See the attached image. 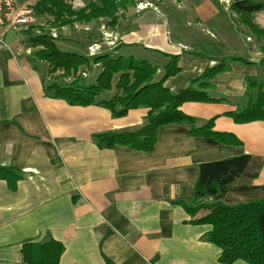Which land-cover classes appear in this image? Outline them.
Here are the masks:
<instances>
[{"label": "crops", "instance_id": "1", "mask_svg": "<svg viewBox=\"0 0 264 264\" xmlns=\"http://www.w3.org/2000/svg\"><path fill=\"white\" fill-rule=\"evenodd\" d=\"M60 1L75 13L87 10L84 0ZM37 3L20 0V6L34 9L37 25L46 26L52 16L42 7L35 9ZM184 3L190 5L186 8L196 24L211 27L216 39L183 43L168 37L167 25L142 23L122 33L121 44L130 48L145 39L148 48L180 56L181 72L166 82L173 93L224 59L255 63L233 64L216 77L211 96L226 101L181 108L196 127L215 119L214 131L233 135L240 146L191 136L190 125H170L160 130L151 153L101 148L94 135L138 129L146 124L149 111L114 118L99 107H70L48 98L42 83L48 67L29 46L28 30L0 29L10 48L0 51V165L22 174L15 189L0 180V264H24L23 245L49 238L65 248L60 264H221V250L203 240L212 228L189 224L178 203L192 198L201 164L242 155H249L250 163L224 203L264 200V121L241 125L226 116L244 106L247 77L259 79L264 87V64L247 53L255 49L248 43L252 39L244 40L235 26L224 23L230 14L221 0ZM251 19L264 31V12Z\"/></svg>", "mask_w": 264, "mask_h": 264}, {"label": "trees", "instance_id": "2", "mask_svg": "<svg viewBox=\"0 0 264 264\" xmlns=\"http://www.w3.org/2000/svg\"><path fill=\"white\" fill-rule=\"evenodd\" d=\"M71 1V0H70ZM135 0H96L88 7V13H75L60 0H38L35 9L52 14L55 20L64 18L61 25L76 21L107 20V25L117 27L121 10L134 4ZM33 9V8H32ZM232 11L241 17L243 23L257 38H264V31L252 21V15L264 12V2L255 0H233ZM34 11V9H33ZM87 13V15H86ZM63 15V16H61ZM59 16H61L59 18ZM35 27L27 31L29 46L35 57L48 67V77L42 80L45 95L53 100L65 102L70 107H99L108 110L114 118H124L130 111L147 109L146 124L138 129L123 132H109L94 135L98 146L113 149L128 147L135 151L151 153L158 142L159 132L170 125H190V135L211 138L218 143L240 146L242 143L233 135L214 131L211 119L202 127H196L195 120L181 110L186 103H222L224 98H213L214 80L231 70L233 64L253 65L240 58H231L206 69L192 80L190 85L173 93L166 87L168 79L178 75L180 56L164 55L168 59L159 80V68L148 61L134 57H114L115 51L100 53L94 57L60 49L50 30L41 29L34 34ZM264 64V59L260 62ZM98 73L89 79L84 71ZM67 79H71L67 82ZM93 80V81H92ZM247 92L242 108L227 113L236 124H250L264 121V87L254 78H246ZM106 93L113 96L103 99ZM251 157L242 155L221 161L204 163L199 166V176L189 202L180 204L190 217L191 225H208L212 229L203 240L221 250L219 262L234 264H264V200L245 204L227 205L224 198L232 185L242 176ZM0 180L15 189L22 180V174L14 168L0 165ZM62 243L49 238L42 243H25L22 247L24 264H60L64 253Z\"/></svg>", "mask_w": 264, "mask_h": 264}, {"label": "rangeland", "instance_id": "3", "mask_svg": "<svg viewBox=\"0 0 264 264\" xmlns=\"http://www.w3.org/2000/svg\"><path fill=\"white\" fill-rule=\"evenodd\" d=\"M84 1L86 9L88 10L90 1L93 0ZM221 1L226 4L228 8L227 13L230 14L225 17L224 23L227 22L232 27L235 26L239 31L241 38L244 40H247V38L252 39V42L248 43H250V49L255 46V49L253 50L254 53L246 51L249 53L250 58H254L257 62H259L261 59H264V38H257V36L252 34L249 28L243 25L239 17H232L233 12L231 6L233 0ZM255 1L264 2V0ZM188 6L190 5H185L184 0H135L134 4L128 5L126 9L121 10L122 13L117 15L119 18L118 28H111L109 25H107L105 19H103V22H89L85 20L77 22L76 18H71L70 20L75 22H73V24L71 23L69 25L63 26L61 23L63 21H67L65 19L68 18L65 13L64 18L59 19L58 21L55 20V17L52 16V14L48 13L50 16H52V19L48 20L47 22L48 26L39 24L37 25L36 22L34 26L37 28V30H34V34H41V29H51V36L57 40V44L59 45L60 49L67 52L88 54L89 56L94 57L100 53L115 51L113 55L114 57H134L138 60L148 61L160 69L161 74L159 77L157 75L156 78L159 80L163 74L164 67L168 63V59L164 56L165 54L160 53L158 50L148 48L145 43V39L140 40L136 46L130 48L125 47L121 42V34L135 30V27H138L139 24L144 23L145 27H153L155 24L165 25V27L167 25L171 29L169 30L170 34H168V37L172 40H177L183 43L201 42L206 38L216 39L215 37L217 35L215 31H211V27L207 29V25L196 24L195 19H193L192 12L186 8ZM26 7L31 8L29 4ZM61 16H59V18ZM63 27L67 28L63 29ZM76 43L79 44L78 47H76ZM246 59L250 60L249 58ZM228 60L229 59H224L220 63H228ZM252 61L254 60L252 59ZM43 67L47 69L45 64ZM97 73L98 68L97 70L95 69V71L93 70V72L84 71V74L88 76L89 79H95ZM47 77L48 73L45 78ZM70 80L71 79H67L66 81L69 82ZM112 96L113 93H106L102 98L107 99Z\"/></svg>", "mask_w": 264, "mask_h": 264}, {"label": "built area", "instance_id": "4", "mask_svg": "<svg viewBox=\"0 0 264 264\" xmlns=\"http://www.w3.org/2000/svg\"><path fill=\"white\" fill-rule=\"evenodd\" d=\"M35 23L33 9L20 6V0H0V29L28 30ZM0 51H10L2 36H0Z\"/></svg>", "mask_w": 264, "mask_h": 264}]
</instances>
